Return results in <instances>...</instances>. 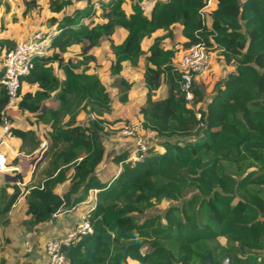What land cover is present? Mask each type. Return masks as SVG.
I'll list each match as a JSON object with an SVG mask.
<instances>
[{"label": "trees", "instance_id": "trees-1", "mask_svg": "<svg viewBox=\"0 0 264 264\" xmlns=\"http://www.w3.org/2000/svg\"><path fill=\"white\" fill-rule=\"evenodd\" d=\"M76 1L49 0L54 13L72 11L59 21L50 18L60 30L53 52L36 57L20 78L17 107L48 126L49 145L24 188L17 183L24 181L20 173L0 186V247L2 238L10 241L9 227L32 235L96 190L86 213L93 231L64 250L65 264H264V0H214L208 13L211 0H156L150 14L141 0H110L100 14L90 0L83 8ZM177 25L186 40L166 47ZM117 27L126 31L120 42L112 38ZM103 36L110 42L113 76L122 74L125 62L137 67L145 60L139 114L157 139L137 161L123 150L105 164L106 124L118 120L105 117L113 101L90 71L97 57L83 52L65 59L73 45L88 40L97 46ZM199 43L218 49L232 68L211 93L193 81L188 100L174 62ZM14 46L0 37V61ZM24 84L37 88L25 91ZM121 85L130 90L134 83L122 78ZM165 85L167 93L155 97ZM52 95L58 105L45 106ZM120 100L128 102V93ZM8 101L0 84V131L5 119L13 123ZM81 112L92 113L87 125L77 119ZM12 135L25 153L41 145L33 129L13 127ZM164 201L166 209L150 213ZM8 259L0 256V264Z\"/></svg>", "mask_w": 264, "mask_h": 264}, {"label": "rangeland", "instance_id": "rangeland-1", "mask_svg": "<svg viewBox=\"0 0 264 264\" xmlns=\"http://www.w3.org/2000/svg\"><path fill=\"white\" fill-rule=\"evenodd\" d=\"M33 3V2H31ZM214 2L211 3V5H208V9L211 10ZM22 8L24 9V4L21 0H9L6 2H0V35L1 37H9L13 39V43H16V40L13 36L17 37L18 33L22 31V27L18 24V16L22 15ZM28 8V7H27ZM206 8V9H207ZM206 13L209 12V10H205ZM25 18L29 17V13L24 15ZM30 30V29H29ZM176 31L178 34V37L174 38V40H167L166 44L171 46L174 44H180L182 43L181 40L182 37L179 33V26H176ZM119 32L115 30V32L112 34V38L116 39L119 38ZM100 43H103L104 46H101L100 44L97 45V47L91 45L88 40H85L82 44H76L71 47L69 52L65 54V59H76L77 57H80L83 52H86L87 54L93 53L97 56V61L91 64L90 71L96 72L102 79V81L106 84L107 89L109 91L110 96L112 97L113 101V109L110 113L106 114V119L109 121L108 123H112L115 120H118L116 124L113 122L112 124H106L107 130L106 134L104 135L106 141L109 138L110 135H113L114 137L118 138V136L122 137V139L125 141L124 145L121 147V151L128 150L130 151V155H134L137 152V149L142 143H145L146 145H151L156 143V137L151 134L144 126L133 136L131 137H123L121 135V129L124 125L130 124V123H142V118L140 117V114H138V102L141 103L144 101V91L143 89H138L134 91L127 90L124 86L121 85V79L124 78L128 80L129 82L138 79L142 76L143 70H144V63L145 60L142 58V62L139 66L133 67L131 65L126 66L124 68L122 74L120 76H113L110 73V58H109V48L107 47L109 44V40L107 36H103L100 40ZM185 51H180L179 57H177V60L180 58V55ZM211 52L213 53V58L211 62V68L210 72L208 73V76L201 80L202 83L206 84L208 92H212V88L215 86V83L222 77L226 75V73L232 68V66L226 65L222 59L220 58V53L218 49H212ZM100 56V57H98ZM2 59L0 61V70L3 66ZM55 72L58 76H62L63 72L59 68H55ZM133 83V82H132ZM34 88V87H32ZM124 93H128L129 98L131 99V103H124L121 102L120 96ZM131 95V96H130ZM54 95H52L50 98H48L45 101V106H50L52 102L54 101ZM134 100V102H133ZM9 110H13L15 113L13 116L15 120V123L11 124L10 119H7V123L4 122L1 131H0V171H8L11 172V166L18 165L20 162L19 156L13 155L10 150L8 149V146L4 145L1 140H5L9 137L11 141L20 140L12 135L13 127H19L21 128V120L20 118H25L27 125H25V129H33L34 132H36V136L39 139H45L47 138V126L43 123H34L33 117L31 114L27 112H21L20 109L16 107L8 108ZM26 114V115H25ZM86 119H89L92 117L91 112H86ZM9 118V116H8ZM6 125L8 126V129H6ZM143 125V124H142ZM109 131V134L107 135ZM114 139H111V141ZM108 143V142H107ZM11 147L18 152L22 153L21 149H17L15 144H11L9 142ZM21 147V146H20ZM27 148H30L27 146ZM44 149V148H43ZM119 151V153L121 152ZM2 152V153H1ZM45 150H40L39 152L35 153L31 158H29V161L34 159L33 162L29 164V168L27 169V166L23 167L21 173L23 172L24 177L26 180H29L31 172L36 168V161L42 160L44 156ZM113 152L108 150V155H112ZM129 155V156H130ZM112 158V157H111ZM4 163V165H3ZM16 174H12V176H15ZM12 180H16L15 178H10ZM22 187L25 182L20 181L17 182ZM92 202V201H91ZM94 203V201H93ZM169 205V202L164 201L161 204H159L156 208L151 209L150 213H158L166 209ZM90 207V204H82L79 207V211H86ZM48 225L50 223H43V227L45 225ZM49 228V227H46ZM39 229V228H38ZM70 229V228H69ZM69 229H64L63 233H66ZM8 235L10 237V241H6L5 238H2V244L0 247V256L7 255L9 263L8 264H25L27 261H30L32 264H48V253H47V245L46 240L42 237L41 241L39 240V230L35 232L32 235H27L21 230L19 226L12 227L10 230H8ZM48 236L49 238L52 237L51 235ZM56 237V236H55ZM53 237V238H55ZM51 238V240L53 239ZM5 240V241H4ZM11 244V245H10ZM46 246V247H45ZM24 250V252L22 251ZM27 253V254H25ZM39 255H41V258H38ZM15 259V260H13ZM44 259V260H43Z\"/></svg>", "mask_w": 264, "mask_h": 264}, {"label": "crops", "instance_id": "crops-1", "mask_svg": "<svg viewBox=\"0 0 264 264\" xmlns=\"http://www.w3.org/2000/svg\"><path fill=\"white\" fill-rule=\"evenodd\" d=\"M6 1H9V0H4L2 2H6ZM21 1L24 4V9L22 8V15H17L18 18H19L17 21H18L19 26H21L23 29H22V31L20 33H18V36L17 37L13 36L15 38V40H16V43L18 41L22 40V39L28 38L32 33H34L37 30H43V31H54V30H57L58 29V23H59L58 21L64 16V14L71 13V11H72L71 7H69V8L63 9V11H61L60 13H54L51 10V8H50L51 6H50L49 0H21ZM109 1L110 0H90V2L92 4H94V10L96 11L97 14H100V12L102 11L103 7H105L108 4ZM155 1L156 0H141L140 4L145 8L146 13L147 14H150V11H151V9H152ZM31 2H33V3H31ZM86 2H87L86 0H77L75 2V6L77 8H83L86 5ZM212 2H214V4H213L211 10H213L214 8H216L215 1L214 0H211L209 2V6L211 5ZM130 3L131 2H127V3L124 4V8L127 11V13H130V11H131ZM96 4H98V6H96ZM206 8L204 10L211 11L210 9H208V8L206 9ZM28 13H29L30 16L27 17V19H26L24 15L25 14H28ZM52 17H56L58 19V21L52 23L50 21V18H52ZM87 21H89V18L85 19V22H87ZM177 26H179V33H180V36L182 37V39H179V40H181V42H183V41L186 40V38L181 34L182 27L180 25H177ZM116 31L119 32V35L120 36H119V38L116 37L115 40L117 42H120L125 37L126 31L123 30V29H121V28H119V27L116 28ZM174 32H175V38H176V36L178 37L177 31H176V27L174 29ZM0 37H1V35H0ZM6 38H8L11 41H13L12 37L11 38L6 37ZM166 42H167V40H166ZM149 43H150V40L149 39H145V41L143 42V47L144 48H147L148 45H149ZM100 45L101 46H104L103 43H100ZM165 46L166 47H171L173 45L169 46V45L165 44ZM95 47H97V46H95ZM107 47L110 50V42H109V44H108ZM52 52H53V50H52ZM93 52L92 53L89 52V54H94ZM98 57H100V56H98ZM109 58H110V61L113 58V54L111 53V51H109ZM141 62H142V60H141ZM127 64L130 65L129 62H125L124 63V68H126ZM2 69H3V66H2ZM58 77L60 79H63L64 78V75L62 74L61 77L60 76H58ZM142 79H143V73H142V76L141 77H139L136 80L131 81V82L134 83V86L132 87V89L130 91H134V90H138V89H143V91H144V94L143 95L145 97L146 89L144 87V84H143ZM32 87H34V88H32ZM36 88H37L36 86H31L30 84H24V86H23V89L25 91L35 90ZM167 89L168 88H167L166 85L163 86L160 90H158V91L155 92V95L154 96L155 97H158L160 95H165L167 93ZM131 99H133V98H129L128 103H131L132 102ZM133 102H134V100H133ZM144 103H145V98H144V101L143 102H141V103L138 102V107H137L138 112H139L140 107L142 105H144ZM57 105H58V101L56 99H54V101L52 102V104H50L49 107H56ZM13 112L14 111L12 109L11 110H9V109L7 110V114H8V116L10 118H12V122L14 124L16 119L13 118V117H15V116H13L15 113H13ZM10 115L13 116V117H11ZM86 116H87L86 115V112H81L78 115L77 119H78V121H79L80 124H82V125H87L88 124V119H86ZM140 117L142 118L141 115H140ZM20 119L21 120H19V121H21V123H22L21 124L22 125L21 128L22 129H25L24 127H25V125H27L26 119L24 117L23 118H20ZM16 121H18V120H16ZM48 129L49 128L47 126V131H48ZM152 133L153 132H151V134ZM108 134H109V131H108L107 135ZM153 135H154V133H153ZM111 139H114V140L111 141ZM40 140H41L40 147L38 149H36L34 152H32V153H25V152L20 153L17 150L13 149L11 147V145L9 144V142H11L12 145L15 144L16 147L18 146L17 149L20 150V146L22 144L21 140L11 141L9 139V137L4 140L5 143H3V144L6 145V146H8V149L10 150V152L13 155L19 156L20 162H19V166L18 165L17 166L16 165L11 166L12 169H11V172H9V173H8V171H0V186H1V184H3V183L6 182V180H5L6 178H7V180H10L11 183H12L14 180H12L10 178L13 177L12 176L13 173L14 174L15 173H20L22 176H24L23 175L24 173L23 172L21 173L20 171H22V169H23V167H25V165L27 166V169H28L29 168V164L34 161V159H32V160L29 161V158H31L35 153L39 152L40 150H45L46 151L47 146L49 145V138H48V136H47V138H45L43 140L40 139ZM104 140H105V144H106V153H105V161L104 162L106 164V163H108L111 160V157H113L114 155L118 154L119 151L122 150L121 147L125 144L124 143L125 141L122 139L121 136L120 137L118 136V138H116L113 135H110L109 136V138L107 139L108 141H106V139H104ZM109 149H110L111 152H113L112 155L111 154L108 155V150ZM3 165H4V163H3ZM0 168H2V167H0ZM32 173H33V171L30 174L29 180H26L23 177L24 178V181L23 182H25V184L22 186V188H24L31 181ZM67 185H68V183H65V184L61 185L58 190H61L62 186H65L66 187ZM95 193H96V190H91L88 199L85 202L77 205L76 207H73V208H66L65 207V208H63L57 214V220H56V223L55 224H51V223L48 224V225L46 224L45 227H43V228H42L43 224H40L38 226V228H39L38 230L40 232V234H39V240L41 241L42 237L45 240L47 239L46 240V244H45V245H47V243L51 240V238H53L55 236H58L60 233H63L64 232V229H69V228L72 229V228H74L84 218V216H86L87 211L91 207H93V205L95 204V198H96V194ZM93 201H94V203H93ZM87 203L90 204L89 209L86 210V211L80 212L79 211V207L82 204H87ZM14 227H16V226H14ZM46 227H49V228H46ZM11 228L12 227H9L7 229V232ZM48 234H49V236L51 235L52 237L49 238L48 236H46ZM38 258H41V255H39Z\"/></svg>", "mask_w": 264, "mask_h": 264}, {"label": "built area", "instance_id": "built-area-1", "mask_svg": "<svg viewBox=\"0 0 264 264\" xmlns=\"http://www.w3.org/2000/svg\"><path fill=\"white\" fill-rule=\"evenodd\" d=\"M98 6V4H96ZM60 32L37 30L28 38L18 41L4 57L3 76L0 84H3L9 95L7 109L16 107L19 101L20 78L30 72L34 65V59L40 56H46L52 53L54 41ZM212 49L204 43L192 45L180 55V58L174 62L175 67L182 73V89L186 92V99H193L192 85L193 81L204 80L210 72L213 58ZM7 123V119H5ZM142 123H130L124 125L121 129L123 137L135 135L141 128ZM6 129L8 126L6 125ZM5 143L4 139L1 140ZM148 145L142 143L134 155L129 156V160L137 161L144 154ZM93 228L88 218H84L72 229L66 233L53 238L47 243L48 264H65L67 262L65 249L75 244L81 236L92 233Z\"/></svg>", "mask_w": 264, "mask_h": 264}, {"label": "water", "instance_id": "water-1", "mask_svg": "<svg viewBox=\"0 0 264 264\" xmlns=\"http://www.w3.org/2000/svg\"><path fill=\"white\" fill-rule=\"evenodd\" d=\"M45 155H46V151L44 152V156H43L42 160L36 161V167L43 161ZM12 178H15V177L13 176ZM206 264H210L209 260H207V263ZM223 264H228V263H227V261H225Z\"/></svg>", "mask_w": 264, "mask_h": 264}]
</instances>
